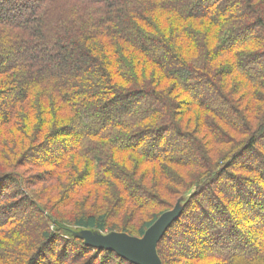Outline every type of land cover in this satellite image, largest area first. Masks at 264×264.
Returning <instances> with one entry per match:
<instances>
[{
    "label": "trees",
    "instance_id": "1",
    "mask_svg": "<svg viewBox=\"0 0 264 264\" xmlns=\"http://www.w3.org/2000/svg\"><path fill=\"white\" fill-rule=\"evenodd\" d=\"M177 204L162 264H264V0H0V264H132L81 232Z\"/></svg>",
    "mask_w": 264,
    "mask_h": 264
},
{
    "label": "water",
    "instance_id": "2",
    "mask_svg": "<svg viewBox=\"0 0 264 264\" xmlns=\"http://www.w3.org/2000/svg\"><path fill=\"white\" fill-rule=\"evenodd\" d=\"M179 214L177 204L174 210L159 217L141 238L116 232L107 235L93 234L90 231H82L81 238L85 245L114 252L132 264H162L157 254V246Z\"/></svg>",
    "mask_w": 264,
    "mask_h": 264
},
{
    "label": "rangeland",
    "instance_id": "3",
    "mask_svg": "<svg viewBox=\"0 0 264 264\" xmlns=\"http://www.w3.org/2000/svg\"><path fill=\"white\" fill-rule=\"evenodd\" d=\"M51 152V153H50ZM51 154H53V155H55L56 154V148H53V147H49V148H42V149H38L37 151H32L31 152V154H29V157L28 158H36L38 155L40 156V157H48V156H51ZM38 170H34V168L33 169H31V172L30 173H28V175L27 176H36L37 174H38ZM31 177V178H32ZM47 181H45L44 183H41L40 185H38L39 187L38 188H40V187H42V186H45L47 183H46ZM37 185V184H36ZM47 186V185H46ZM32 188H35V187H32ZM223 188L224 189H226L227 191H229L230 193H231V197L232 198H236V199H238V198H240L239 197V195L236 193V191L234 190V188H232V187H230V186H224V182H223ZM33 190H35V189H33ZM37 190V189H36ZM8 192L10 193V195H9V198H10V201L9 202H11V204H13V203H16V204H19V203H21V201L18 199H14V198H16L15 196H13V194H14V189L13 188H9L8 189ZM18 198V197H17ZM238 201H242V200H238ZM237 201V202H238ZM8 202V201H7ZM240 205V207L242 208H240L241 209V214L239 215L241 218H242V220H243V223L246 225V224H249L250 222H252V219L254 220V217H253V213L250 211V210H248L246 207H243V205L242 204H239ZM86 205H77L76 207H74L73 208V215H78V214H81L82 213V211H84L83 210V208L85 207ZM92 209H93V207H92ZM248 210V211H247ZM1 213V212H0ZM145 218V217H144ZM256 219V218H255ZM132 222H134V219H132L130 216L128 217V216H126L125 217V219L123 220V222H121V224H125V225H128V224H131ZM183 245H185V244H183ZM183 245H180L179 247H172V251L173 252H170V259L172 260V261H174V262H176L175 264H189V263H187V262H189V261H187L186 260V258L185 259H183V257H185V256H183L184 255V252H186V250L185 249H183V247L185 248V246H190L191 248H192V250L189 252V253H191L190 255H189V253L188 252H186V254H188L187 255V257H189V256H195V255H197V253L195 254L194 253V251L195 250H197L196 252H198L199 251V249H197V245H185V246H183ZM182 246V247H181ZM196 248V249H195ZM191 261V260H190Z\"/></svg>",
    "mask_w": 264,
    "mask_h": 264
}]
</instances>
